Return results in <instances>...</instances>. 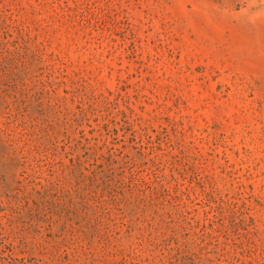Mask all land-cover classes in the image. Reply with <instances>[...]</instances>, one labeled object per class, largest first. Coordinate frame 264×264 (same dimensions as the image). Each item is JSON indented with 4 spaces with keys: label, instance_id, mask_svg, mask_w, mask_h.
Masks as SVG:
<instances>
[{
    "label": "rangeland",
    "instance_id": "374dc122",
    "mask_svg": "<svg viewBox=\"0 0 264 264\" xmlns=\"http://www.w3.org/2000/svg\"><path fill=\"white\" fill-rule=\"evenodd\" d=\"M0 264H264V0H0Z\"/></svg>",
    "mask_w": 264,
    "mask_h": 264
}]
</instances>
